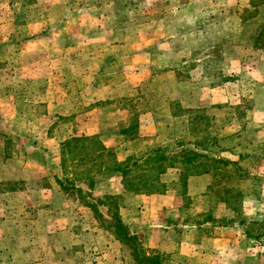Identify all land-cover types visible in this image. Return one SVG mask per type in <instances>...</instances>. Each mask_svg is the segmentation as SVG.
<instances>
[{"label": "rangeland", "instance_id": "374dc122", "mask_svg": "<svg viewBox=\"0 0 264 264\" xmlns=\"http://www.w3.org/2000/svg\"><path fill=\"white\" fill-rule=\"evenodd\" d=\"M74 51L92 54L72 59ZM102 122L133 143L114 149L120 162L198 144L239 166L230 181L209 174L205 195L171 184L185 196L174 218L183 222L224 215L223 186L244 193L238 211L227 207L233 218L215 224L247 231V247L230 256L237 262L206 243L194 254L187 242L181 254L175 235L169 252L154 249L166 264H264V0H0V215L26 217L0 220L9 233L0 264H136L99 205L113 195L121 210L134 196L120 175L98 174L88 188L71 162L62 167V144L98 136ZM134 122L135 138L122 135Z\"/></svg>", "mask_w": 264, "mask_h": 264}, {"label": "trees", "instance_id": "16d2710c", "mask_svg": "<svg viewBox=\"0 0 264 264\" xmlns=\"http://www.w3.org/2000/svg\"><path fill=\"white\" fill-rule=\"evenodd\" d=\"M137 127V122H134L130 128L124 129L122 134L134 136ZM196 146L201 149L200 145L196 144ZM199 150L172 151L157 148L142 157H131L120 162L114 150L106 148L95 137H73L62 144L61 155L63 169L66 168L67 162H71L74 166L75 180L88 188L94 187L98 174L114 173L120 175L125 192L133 195L165 194L169 190V185L164 182L163 176L168 170L175 168L180 169L179 180L185 187L188 180L194 176L210 174L215 179L220 176L226 181L239 176L237 163L210 157ZM233 168H237V173L231 170ZM223 194L219 196L227 207L238 211L245 199L244 193L239 188L223 186ZM118 199L116 196L107 195L105 201H99V205L106 207L112 215L113 223L109 224L108 228L114 229L113 235L131 251L136 264H166L163 255L146 248L140 236L132 233L123 222Z\"/></svg>", "mask_w": 264, "mask_h": 264}, {"label": "crops", "instance_id": "0c3cea01", "mask_svg": "<svg viewBox=\"0 0 264 264\" xmlns=\"http://www.w3.org/2000/svg\"><path fill=\"white\" fill-rule=\"evenodd\" d=\"M46 11L48 10L45 7V10H43V14L45 16H46ZM22 25H25V23H23ZM26 26L27 24L24 27ZM90 54L92 53H87V56L89 57ZM70 55L73 56L72 59H77V58L83 59L87 57L86 55L78 53L77 51H74V53L70 52ZM103 126H104V123L102 122L101 124L102 130L96 133L99 137L93 136V135H85V136L75 135L74 137H92V138L95 137L106 148L108 149L113 148V150L115 149L116 151L119 150V147H118L119 145L120 147H123L126 144L133 145L132 142H126L127 140L124 139L123 137H122L123 139L114 138V136L113 138L110 137L107 132L103 131V128H104ZM240 160L241 159L239 158L236 161L239 162ZM172 170L175 171L173 175L170 172ZM179 172H181L180 169L175 168V169L169 170L163 176V180H165V182H167L169 185V190L165 194L151 195V196H145V195L128 196L127 197L128 201L126 200L125 203L123 204L125 206L121 205V210H120V215H121L123 222L126 225L129 224L130 227L134 226L133 229L137 231V234H139V232L141 234L143 233L145 236V241L148 244V247L153 250L160 249L163 252H169L167 250L168 247L170 246L169 243L172 241V238L175 237V235H179V242L174 244V246H176L175 247L176 249L180 247V249L178 250H180L181 254H183L184 251H186L187 253V250L185 249V244L188 242L186 248H191L189 251L190 253L193 252L194 254H197L198 253L196 251L197 248H202L204 245L203 243H206L208 244L207 246L209 248L211 247V251L213 253H220V256L228 254L229 258H231L230 257L231 254H234L236 257L238 253H240V248L247 247L246 245L247 231L246 233L243 232L242 231V229H244L243 226H237L236 223L229 224V225L227 224L224 227H218L217 225H215L216 221L219 219L233 218V217H230L233 215H231V212L230 210H228L227 207H226L227 208L226 210L224 204H223L224 206H221L219 204V206L225 210L224 215H217L215 213L214 215H211L209 219L204 220L202 222H197V223L196 222H183V221H180V219H174V218L180 217V215H177V213L179 212H181V215H183L182 211L184 208V206L181 203L183 202V198L185 196L184 197L181 196L177 191L173 189V186H172L174 185V182L179 181L178 179L179 177H177V174L178 176H180ZM170 174L173 177L170 178L169 177ZM209 177H211L209 174L191 177L187 182L189 191L186 196L190 197V196H197V195H205L208 189V185H209V183H207L206 180H208ZM243 180L245 181V183L242 184L243 188H246L247 190H251L254 188V185H253L254 183H253L252 178L247 177ZM38 191L40 192V190ZM194 191H196L197 195H193ZM5 192L6 191H3L2 194ZM7 192L8 193H5L4 195L9 196L10 193L9 191ZM2 208L4 209V207ZM203 216H210V215H203ZM3 217L4 215H0V220H4ZM25 218L26 217L19 218L15 222H20V223L25 222L24 221ZM10 219L12 218L7 217L4 221L7 220L11 224H16L15 222L12 223ZM173 220L176 223H178V225H176L175 222H173ZM229 221H232V220H229ZM75 230H76L75 235L76 237H78L80 229L76 228ZM86 231H85V234L81 235L80 233L79 237L83 235L89 236L90 232L87 233ZM210 231H213V232L210 233ZM7 234L9 233H7L6 229L2 230L0 227V238L4 239V236H6ZM205 234H208V235L204 237ZM167 243L168 245H166ZM28 248L29 247H27V249ZM204 249L208 251L205 247ZM241 251L244 252L245 250H241ZM203 252L204 251H202V253ZM202 253L200 254L201 256H202ZM200 255L198 256L200 257ZM231 259L233 260V258ZM237 260H233V261L237 262ZM22 261H23L22 264H47L46 260H43V259H37L36 261L22 259ZM60 263L62 262H59V264ZM1 264H6V263L3 262ZM17 264H21V262Z\"/></svg>", "mask_w": 264, "mask_h": 264}]
</instances>
